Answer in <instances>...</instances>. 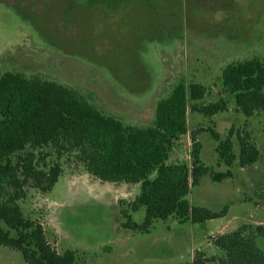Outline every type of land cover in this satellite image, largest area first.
Here are the masks:
<instances>
[{
    "label": "rangeland",
    "instance_id": "374dc122",
    "mask_svg": "<svg viewBox=\"0 0 264 264\" xmlns=\"http://www.w3.org/2000/svg\"><path fill=\"white\" fill-rule=\"evenodd\" d=\"M253 57L264 60V0H0V76L13 71L56 81L135 126L152 124L157 102L181 82L206 85L202 103L226 98L227 110L214 116L189 108V135L174 143L171 161L191 166V132L202 130V161L215 171L230 168L233 177L215 181L205 174L189 201L214 211L228 206V217L245 216L240 227L263 251L256 226L264 220V111L240 112L221 80L225 66ZM232 127L259 149L256 163L242 167L237 159L229 167L221 162L217 141L206 128L225 139ZM232 139L239 154L238 138ZM29 150L12 155L13 166ZM35 155L38 167L59 162L63 172L50 191L28 184L16 200L26 217L43 224L60 253L76 252L74 264H185L197 249L218 257L207 233L217 231V223L193 228L174 218L157 219L148 232L130 230L123 226L122 209H129L141 186L97 179L76 150L59 155L47 145ZM20 192L0 173V202ZM130 213L138 223L145 220V206ZM0 264L28 263L19 250L0 245Z\"/></svg>",
    "mask_w": 264,
    "mask_h": 264
},
{
    "label": "trees",
    "instance_id": "16d2710c",
    "mask_svg": "<svg viewBox=\"0 0 264 264\" xmlns=\"http://www.w3.org/2000/svg\"><path fill=\"white\" fill-rule=\"evenodd\" d=\"M221 80L227 94L233 95L237 109L246 116L264 111V60L253 57L230 63L223 69ZM203 83L193 81L176 85L156 105L154 122L147 126L125 124L103 113L78 91L40 77L29 78L21 72L8 71L0 76V173L11 179L21 191L9 201L0 202V245L19 250L28 264H74L76 252L60 253L48 240L43 224L25 216L17 202L22 189L31 184L50 191L63 172L56 162L50 168L38 167L35 150L50 145L59 155L76 150L88 173L104 182L140 183L141 192L122 209L127 218L123 226L147 232L157 219H176L180 223L205 222L224 216L219 212L192 205L188 199L193 186L210 173L215 181L233 177V171H215L201 159L202 143L193 130L192 165L170 161L174 143L188 132L189 108L207 116L226 111L228 100L202 103L208 94ZM217 141L221 162L231 167L238 159L242 167L256 163L259 149L247 136L232 127L222 139L215 128H206ZM237 136L240 151L234 152L232 137ZM27 147L24 161L13 166L11 156ZM220 162V163H221ZM145 206L142 223L133 220L130 211ZM264 236V224L256 226ZM214 243L225 256H207L198 250L185 264H264V251L247 238L244 227L218 235Z\"/></svg>",
    "mask_w": 264,
    "mask_h": 264
},
{
    "label": "crops",
    "instance_id": "0c3cea01",
    "mask_svg": "<svg viewBox=\"0 0 264 264\" xmlns=\"http://www.w3.org/2000/svg\"><path fill=\"white\" fill-rule=\"evenodd\" d=\"M170 92H171V90H170ZM169 92V93H170ZM131 93V92H130ZM168 93V94H169ZM122 94H123V92H122ZM132 94V93H131ZM138 94V93H137ZM189 112V111H188ZM189 132V131H188ZM186 133V135L188 136L189 135V133ZM185 135V134H184ZM181 140V139H180ZM172 155V154H171ZM170 161H171V158H170ZM248 166V165H247ZM247 166H244V167H247ZM202 178V177H201ZM201 180V179H200ZM134 185H135V187L136 188H138L139 186H141V184L140 183H133ZM141 192V191H140ZM140 194V193H139ZM138 194V195H139ZM191 203V202H190ZM196 206H198V205H196ZM200 206H202V207H205V208H207V209H209L208 207H206V206H203V205H200ZM209 210H211V209H209ZM228 210H230L229 209V207H228ZM232 210V209H231ZM211 211H214V210H211ZM221 211V210H220ZM215 212H219V211H215ZM254 213H250V216H248L249 218L250 217H252V216H254L253 215ZM245 216H243V218H242V220L243 219H245L244 218ZM240 216H239V218H236V215H233L232 217H228V211H227V213L224 215V216H221V217H218V218H214V219H210V220H207V221H205V222H200V223H193L192 224V227L194 228H196V227H200V226H198V225H200V224H206V225H210V224H212V223H217L215 226H217V228H218V230L217 231H212L211 233H209V230H207V233L209 234V235H211L212 236V238H215L216 236H218V235H221V234H224V233H228V232H231V231H234V230H236V229H238L239 227H240V225H241V223L243 222V221H245V220H247V218L245 219V220H240ZM248 218V219H249ZM222 219V220H221ZM250 220V219H249ZM218 221H220V222H218ZM173 222L174 223H178V221L177 220H173ZM187 223H192L191 221H188ZM198 224V225H197ZM259 224H264V220H262V219H260V221H259ZM195 225V226H194ZM153 226V225H152ZM151 229V228H150ZM208 229H210V227L208 228ZM150 231V230H149ZM148 232V231H147ZM196 232V231H195ZM263 236V235H262ZM263 239H264V236H263ZM252 241H254L256 244H257V238L256 239H254V240H252ZM210 242V244H212V245H214L216 248H217V250H218V252L217 253H212V254H217L218 256H221V257H223V256H225V252L221 249V248H219L215 243H214V239H211V241H209ZM198 250H201V249H197V251ZM204 251V250H203ZM263 251H264V249H263ZM205 252H207V253H209L208 251H205ZM194 258V257H193ZM193 260V259H192Z\"/></svg>",
    "mask_w": 264,
    "mask_h": 264
}]
</instances>
